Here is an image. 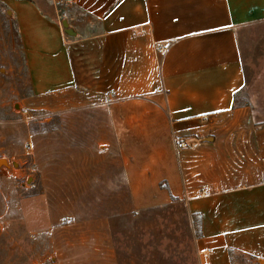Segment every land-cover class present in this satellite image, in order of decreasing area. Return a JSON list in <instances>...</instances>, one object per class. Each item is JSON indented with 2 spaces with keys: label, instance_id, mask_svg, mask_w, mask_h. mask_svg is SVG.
Returning <instances> with one entry per match:
<instances>
[{
  "label": "crops",
  "instance_id": "0c3cea01",
  "mask_svg": "<svg viewBox=\"0 0 264 264\" xmlns=\"http://www.w3.org/2000/svg\"><path fill=\"white\" fill-rule=\"evenodd\" d=\"M63 1L83 15L68 11L75 35L33 0H0L16 21L25 99L106 107L111 125L152 143L140 165L124 163L132 198L157 186L197 214L196 264L205 249L209 264H264V59L248 75L264 0Z\"/></svg>",
  "mask_w": 264,
  "mask_h": 264
},
{
  "label": "rangeland",
  "instance_id": "374dc122",
  "mask_svg": "<svg viewBox=\"0 0 264 264\" xmlns=\"http://www.w3.org/2000/svg\"><path fill=\"white\" fill-rule=\"evenodd\" d=\"M33 1L59 22L68 11L83 16L63 0ZM7 9L0 3V159L9 164H0V264H196L197 214L157 186L131 196L124 163L140 165L152 143L111 125L102 105L48 109L25 99L28 73ZM258 54L248 75L264 43Z\"/></svg>",
  "mask_w": 264,
  "mask_h": 264
},
{
  "label": "built area",
  "instance_id": "2783aa9c",
  "mask_svg": "<svg viewBox=\"0 0 264 264\" xmlns=\"http://www.w3.org/2000/svg\"><path fill=\"white\" fill-rule=\"evenodd\" d=\"M134 34H141V33H145L146 30L142 27V28H138V29H133L132 30ZM160 50H162V52H164L166 50L165 47H160ZM174 142H175V147L177 149H183V148H187L188 144L187 142L184 140V138L182 136H180L179 134H175L174 135ZM208 189V185L207 184H203L200 189H199V193L201 195L205 194L207 192ZM210 254V249H205V250H198L197 251V255L202 257V261L200 262V264H209L208 261V256Z\"/></svg>",
  "mask_w": 264,
  "mask_h": 264
},
{
  "label": "water",
  "instance_id": "95a60500",
  "mask_svg": "<svg viewBox=\"0 0 264 264\" xmlns=\"http://www.w3.org/2000/svg\"><path fill=\"white\" fill-rule=\"evenodd\" d=\"M61 25L63 26L64 32L66 34H68V35H75V32L73 31V29L70 28V27H68V23H67V20L66 19H63L62 20ZM0 164H4L6 166H9V164L7 163V161L4 158H1L0 159ZM13 165L16 166L17 164L14 162Z\"/></svg>",
  "mask_w": 264,
  "mask_h": 264
},
{
  "label": "trees",
  "instance_id": "16d2710c",
  "mask_svg": "<svg viewBox=\"0 0 264 264\" xmlns=\"http://www.w3.org/2000/svg\"><path fill=\"white\" fill-rule=\"evenodd\" d=\"M200 235V228H198V232L196 234V237H198Z\"/></svg>",
  "mask_w": 264,
  "mask_h": 264
}]
</instances>
